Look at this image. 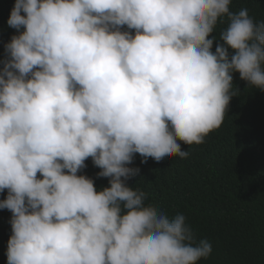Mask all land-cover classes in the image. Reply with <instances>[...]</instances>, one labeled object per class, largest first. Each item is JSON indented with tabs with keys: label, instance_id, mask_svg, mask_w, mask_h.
I'll return each mask as SVG.
<instances>
[{
	"label": "clouds",
	"instance_id": "1",
	"mask_svg": "<svg viewBox=\"0 0 264 264\" xmlns=\"http://www.w3.org/2000/svg\"><path fill=\"white\" fill-rule=\"evenodd\" d=\"M231 0H15L0 69L7 264H197L186 217L127 183L139 154L187 158L240 89L264 90V20ZM213 51L219 24H225ZM231 50V51H230ZM91 158L108 186L78 174ZM39 174V175H38Z\"/></svg>",
	"mask_w": 264,
	"mask_h": 264
},
{
	"label": "trees",
	"instance_id": "2",
	"mask_svg": "<svg viewBox=\"0 0 264 264\" xmlns=\"http://www.w3.org/2000/svg\"><path fill=\"white\" fill-rule=\"evenodd\" d=\"M15 0H0V69L6 57L5 44L17 30L7 23ZM247 8L254 21L264 20V0H231L230 10ZM226 27L219 24L210 34L219 39ZM231 51V50H230ZM232 96L222 124L210 132L201 144H181L187 158L173 156L159 162L139 154L130 167L139 173L127 183L147 194L152 204L169 217L182 213L197 242L207 239L212 245L209 257L197 264H264V90L248 86L233 74ZM78 174L94 180L99 189L108 186V178L91 158ZM39 175V174H38ZM7 190L0 192V200ZM11 212L0 209V264H7V245L11 235Z\"/></svg>",
	"mask_w": 264,
	"mask_h": 264
}]
</instances>
